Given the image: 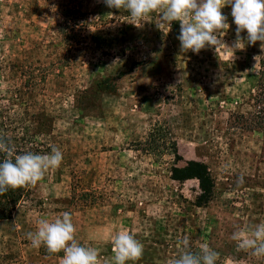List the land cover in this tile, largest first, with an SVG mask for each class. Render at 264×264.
<instances>
[{"label": "rangeland", "instance_id": "1", "mask_svg": "<svg viewBox=\"0 0 264 264\" xmlns=\"http://www.w3.org/2000/svg\"><path fill=\"white\" fill-rule=\"evenodd\" d=\"M127 15L103 0H0V136L15 154L63 153L0 221V264H60L62 252L32 248L27 233L65 211L101 264L122 230L144 246L136 264H167L184 238L217 251L216 264H264L231 238L264 223V47L242 32L233 53H182L178 21L160 29L153 13L135 27ZM190 162L211 180L201 207L199 181L178 180Z\"/></svg>", "mask_w": 264, "mask_h": 264}, {"label": "clouds", "instance_id": "2", "mask_svg": "<svg viewBox=\"0 0 264 264\" xmlns=\"http://www.w3.org/2000/svg\"><path fill=\"white\" fill-rule=\"evenodd\" d=\"M106 7L123 10L128 13V23L140 27L146 18L159 13L160 29L167 28L174 21L180 23L177 39L180 51L198 54L206 47L223 48L234 52L245 47L241 33L246 32L248 45L258 41L264 47V0H103ZM226 6L231 8L230 15L235 25V42L233 46L223 41L230 25L222 12ZM0 153L4 159L0 162V196L8 191L35 187L47 173L60 167L63 161L62 151L53 146L47 154L27 152L15 154V148L0 136ZM243 183V177L237 181ZM76 228L72 216L65 211L54 220L40 218L35 231L27 233L31 247H43L51 256L63 253L60 264H101L100 251L96 247L82 246L75 237ZM238 250L250 252L264 260V223L250 228L238 229L232 233ZM112 253L110 264H136L144 252L143 244L128 230L115 233L111 240ZM182 251L167 264H216L219 253L207 243L199 245L198 251L191 250L188 238L180 241Z\"/></svg>", "mask_w": 264, "mask_h": 264}, {"label": "trees", "instance_id": "3", "mask_svg": "<svg viewBox=\"0 0 264 264\" xmlns=\"http://www.w3.org/2000/svg\"><path fill=\"white\" fill-rule=\"evenodd\" d=\"M257 74V86L259 87V93L258 99L256 100V104L264 106V58L261 60L260 68ZM258 113H262L264 115V107H260ZM260 124L263 125L256 127L255 130L264 128V123ZM251 129L253 130L254 128ZM2 161V157L0 156V162ZM179 172L183 176L179 177L178 180L197 179L199 181L201 195L198 198L197 204L199 207H201L202 204H205L202 201L209 200L212 189L208 169L201 163L190 162L187 163V166ZM27 192L28 188H20L14 191L10 190L4 195L0 196V221H5L11 218L16 205L22 200L23 197H25Z\"/></svg>", "mask_w": 264, "mask_h": 264}]
</instances>
